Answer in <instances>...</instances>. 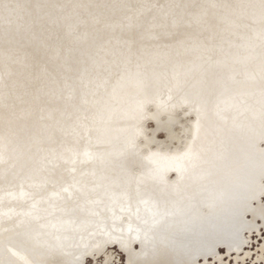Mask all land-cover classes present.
I'll return each instance as SVG.
<instances>
[{
    "label": "rangeland",
    "instance_id": "rangeland-1",
    "mask_svg": "<svg viewBox=\"0 0 264 264\" xmlns=\"http://www.w3.org/2000/svg\"><path fill=\"white\" fill-rule=\"evenodd\" d=\"M32 5L33 9L39 7ZM206 17L204 21L213 23L216 30L213 13ZM93 26L84 23L77 34L92 32V40L103 38L104 33L93 31ZM33 32L31 28L27 36L34 57L46 59L48 71L64 83L63 77L69 74L60 65L63 55L54 60L48 52L41 56ZM17 66L8 70L0 66V103L6 106L15 104L22 89L34 85L27 73L19 74ZM100 70L110 81L117 75L114 64ZM257 74L255 71L242 93L246 107L232 111L236 123L252 132L237 146L233 164L229 155L224 162L218 160L219 139L225 135L215 127L220 126V99L231 90L227 78H222L221 84L216 77L202 80L194 90L191 109L171 103L179 94L173 82L170 90L155 92L149 97L153 102L133 113L127 104L132 100L126 99L133 89L123 90L118 82L102 86L97 92L101 105L94 114L104 115L113 105L105 123H125L135 138L133 143H120L121 148L112 154L107 151L115 149L95 141L105 131V126L95 124L96 117L90 119L89 136L68 131L82 112L83 102H78L75 92L64 120L50 124L51 115L44 111L30 124V115L22 112L21 124L3 131L0 123V264H103L104 260L110 264H189L191 256V264H264V144L259 147L255 142L259 136L264 141V75ZM138 94L141 98L143 93ZM5 116L0 111V121ZM235 128L229 129L237 136ZM100 156L102 162H98ZM118 156L121 169L100 166ZM176 160L188 163L187 171L181 166L170 170L159 166L176 165ZM200 162L202 168L196 166ZM32 178L33 182L24 183ZM173 185L178 190L165 189ZM191 186L192 194L205 199L209 210L230 205L231 220L212 217L193 224L195 228L188 231H155L158 218L170 224L178 217L177 200L186 203V189ZM194 214L189 222L200 218ZM116 215L126 216L124 224L132 221L136 248L130 247L124 227L109 225ZM102 217L108 222H101Z\"/></svg>",
    "mask_w": 264,
    "mask_h": 264
},
{
    "label": "bare ground",
    "instance_id": "bare-ground-1",
    "mask_svg": "<svg viewBox=\"0 0 264 264\" xmlns=\"http://www.w3.org/2000/svg\"><path fill=\"white\" fill-rule=\"evenodd\" d=\"M32 4L39 7L33 9ZM208 12L217 20L215 27L218 30L214 29L213 23L204 21ZM87 22L94 25L93 31H102L104 37L92 40V32L78 35V28ZM31 28H34V40L41 45V56L48 52L49 58L54 60L63 55L60 65L69 74L63 77L64 83L48 71L46 59L34 57L27 36ZM157 39L162 42L158 43ZM2 40L5 42L1 43ZM13 64H18L19 74L27 73L34 85L22 89L21 95L14 100L15 104L6 106L0 103V111L6 114L0 121L3 131L21 124L22 112L30 115V124L44 111L51 115L50 124L64 120L69 116L68 102L75 92L78 102H83L80 105L82 112L74 117L68 131L89 136L90 127H93L90 119L96 117L95 124L105 126V131L95 141H102L108 144V148L115 149L107 151L109 154L120 149V143H133L135 138L133 133L129 134L127 124L105 123L113 113V105L110 106L112 110H106L104 115L94 114L101 105L97 92L102 86L118 82L123 90L133 89V94H126V99L132 100L127 104L133 113L137 107L146 108L153 102L149 97L155 92L170 90L169 84L173 82L177 83L179 94L176 98L169 95L171 103L176 107L185 104L191 109L194 90L202 80L208 76L216 77L217 84H221L220 80L227 78L231 90L220 99L222 106L217 120L220 126L215 127H220L227 136L219 139L218 160L224 162L229 155L233 164L237 146L249 139L252 132L236 123L232 111L239 106L246 107L242 93L247 90L245 86L249 85L255 71L259 77L264 75L259 73L264 71V0H0V66L8 70ZM113 64L117 67V75L110 81L100 67ZM139 92L143 93L141 98ZM231 126L237 127V136L232 135ZM258 138L255 142L262 147L263 136ZM43 151L51 152L48 149ZM103 158L100 156L98 162ZM176 161V165V162H169L159 166L165 165L166 170L181 166L187 171L188 163ZM100 166L110 170L121 169L123 164L118 156ZM196 166L202 168V163ZM191 187L186 189V203L177 200L178 217H174L170 224L164 218H158L155 231L167 234L188 231L195 228L193 224L212 217L231 220L230 205L214 206L209 210L206 200L193 195ZM165 189L174 191L178 187L173 185ZM196 213L201 219L189 222ZM207 213L209 216L205 217ZM126 219V216L116 215L109 225L124 227V235L128 236L130 247L134 249L137 242L133 238V223H122ZM100 221L107 223L108 219L102 217ZM190 259L189 264L192 263Z\"/></svg>",
    "mask_w": 264,
    "mask_h": 264
},
{
    "label": "snow or ice",
    "instance_id": "snow-or-ice-1",
    "mask_svg": "<svg viewBox=\"0 0 264 264\" xmlns=\"http://www.w3.org/2000/svg\"><path fill=\"white\" fill-rule=\"evenodd\" d=\"M5 7H7V5H5ZM103 264H110V262L107 261V260H104V261H103Z\"/></svg>",
    "mask_w": 264,
    "mask_h": 264
}]
</instances>
